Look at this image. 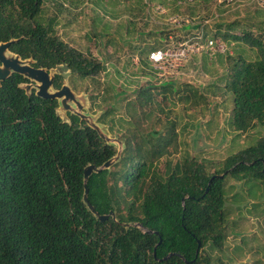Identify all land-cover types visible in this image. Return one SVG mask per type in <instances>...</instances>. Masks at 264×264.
<instances>
[{"label": "trees", "instance_id": "trees-1", "mask_svg": "<svg viewBox=\"0 0 264 264\" xmlns=\"http://www.w3.org/2000/svg\"><path fill=\"white\" fill-rule=\"evenodd\" d=\"M45 1L0 0V42L18 39L11 50L33 58L36 68L66 63L74 83L92 80L91 111H105L100 122L120 135L126 149L111 171L90 178L89 201L101 215L115 212L119 222H139L151 233L127 230L112 218L103 223L92 214L84 202L85 169L102 166L117 150L76 116L70 115L71 125L62 124L58 102L27 96L19 88L25 80L14 74L0 88V264H227L218 253L225 252L229 226L228 180L264 183V137L229 156L213 173L209 162L197 158L157 162L167 154L176 125L169 116L163 121L164 104L171 94H180L174 81L153 82L159 71L149 55L169 47L167 42L161 39L159 48L142 53L147 57L131 74L137 86L127 98L128 91L118 85L120 78L128 79L126 72L117 69L114 78L106 62L62 40L56 18L43 15ZM249 15L256 17H244ZM239 26L243 28L237 20L223 19L212 39L205 22H189L181 29L198 32L194 43L215 45L221 38L256 46L252 59L243 49L238 57L228 55L222 77L234 99L232 126L246 134L264 124V34L239 31ZM141 77L150 80L140 84ZM63 84L57 76L55 87Z\"/></svg>", "mask_w": 264, "mask_h": 264}, {"label": "rangeland", "instance_id": "rangeland-1", "mask_svg": "<svg viewBox=\"0 0 264 264\" xmlns=\"http://www.w3.org/2000/svg\"><path fill=\"white\" fill-rule=\"evenodd\" d=\"M232 1L223 6L219 1L197 4L192 0L180 3L176 0H46L43 15L46 19L56 18L57 34L70 46L106 62L108 73L114 78H117V69L124 70L128 79L120 78L118 85L128 91L127 98H132L137 86L132 84L131 74L141 65L140 60L146 59L147 53L142 56L144 51L159 48L161 39L169 46L181 42L190 46L192 49L185 61L178 60L177 56L176 63H170L153 77L157 86L164 81H174L180 90L176 98L171 94L164 104L163 121L169 116L176 125L167 154L157 162L197 158L209 162L213 173L222 168L229 156L255 146L264 137V124L246 134L234 130V99L224 89L222 81L229 63L228 55L238 57L236 53L243 49L246 58L252 59L256 57L257 48L250 41L218 38L210 49H205L207 44L199 43L204 49L198 51L197 43L192 41L198 32L185 31L181 27L189 22H205L208 39H212L223 19L237 20L247 32L264 34V10H256L257 1ZM253 13L256 17L247 16L253 19L243 17ZM243 28L239 26L238 30ZM198 37L202 38V34ZM149 80L141 77L139 83ZM75 81L72 74L68 84L79 95L87 93L91 110L90 95L95 84L90 79L77 78ZM192 88L199 92L198 96H194ZM188 96L191 102L185 101ZM92 111L100 112L96 108ZM122 113H126L125 110ZM227 187L229 226L225 252L218 254L227 264H264V183L256 180L240 183L229 179ZM235 194H238L236 198Z\"/></svg>", "mask_w": 264, "mask_h": 264}, {"label": "water", "instance_id": "water-1", "mask_svg": "<svg viewBox=\"0 0 264 264\" xmlns=\"http://www.w3.org/2000/svg\"><path fill=\"white\" fill-rule=\"evenodd\" d=\"M18 41V39L13 38L7 42H0V88L2 87L3 82L10 79L14 74L20 75L23 77L25 82L21 83L19 88L25 91L27 96L32 97L33 94H35L39 98L56 100L58 102L56 114L62 124L71 125L72 121L70 115L76 116L82 123H85L89 128L96 131L100 138L107 143V145L115 148L117 150V154L105 162L102 166L90 164L86 167L84 174V202L92 214H94L100 222L104 223L112 218L116 223L121 224V226L125 227L127 230L134 228L151 233L150 231H147L139 222H119L115 212H111L108 215H101L91 204L89 201V189L87 186L90 178L94 174L111 171L112 168L121 160L126 149V143L121 140L119 136H114L112 134L109 125L100 122V119L105 111L92 113L90 110V99L87 93L79 95L68 84V78L73 74L69 64L63 63L51 70L47 68H36L33 66L36 63L33 58L23 59L22 56L11 50V46ZM57 76L62 77L63 80L66 81L60 89L55 87V79ZM219 177L224 178L225 174ZM161 242L162 240L159 244H161ZM169 257L170 256L164 260Z\"/></svg>", "mask_w": 264, "mask_h": 264}, {"label": "built area", "instance_id": "built-area-1", "mask_svg": "<svg viewBox=\"0 0 264 264\" xmlns=\"http://www.w3.org/2000/svg\"><path fill=\"white\" fill-rule=\"evenodd\" d=\"M256 1L257 3H255V5L260 9H264V0ZM226 2L232 3L233 1L226 0ZM212 46H214V42L210 41L209 44L205 45V49H210ZM196 47L198 51H201L200 48L204 49L203 45L199 43H197ZM177 49L180 50L178 51ZM191 49L190 46L183 42L178 43L177 45L173 44L165 49L152 51L149 55V61L157 71H161L167 68L170 63H176L177 56L179 57L178 60L182 62L185 61L189 57ZM172 67H174V65H172Z\"/></svg>", "mask_w": 264, "mask_h": 264}, {"label": "clouds", "instance_id": "clouds-1", "mask_svg": "<svg viewBox=\"0 0 264 264\" xmlns=\"http://www.w3.org/2000/svg\"><path fill=\"white\" fill-rule=\"evenodd\" d=\"M221 2V4H224L225 2H226V0H221L220 1ZM255 5V4H254ZM256 6V5H255ZM151 63V62H150ZM152 64V63H151Z\"/></svg>", "mask_w": 264, "mask_h": 264}, {"label": "crops", "instance_id": "crops-1", "mask_svg": "<svg viewBox=\"0 0 264 264\" xmlns=\"http://www.w3.org/2000/svg\"><path fill=\"white\" fill-rule=\"evenodd\" d=\"M243 14V13H242ZM245 15V14H244ZM244 15H243V17H244ZM226 71V70H225Z\"/></svg>", "mask_w": 264, "mask_h": 264}, {"label": "flooded vegetation", "instance_id": "flooded-vegetation-1", "mask_svg": "<svg viewBox=\"0 0 264 264\" xmlns=\"http://www.w3.org/2000/svg\"><path fill=\"white\" fill-rule=\"evenodd\" d=\"M34 66V65H33Z\"/></svg>", "mask_w": 264, "mask_h": 264}]
</instances>
